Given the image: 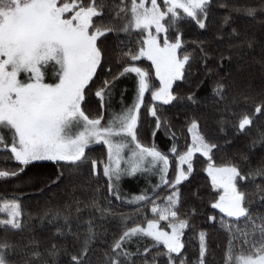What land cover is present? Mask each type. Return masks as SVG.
<instances>
[{
    "label": "snow or ice",
    "instance_id": "obj_1",
    "mask_svg": "<svg viewBox=\"0 0 264 264\" xmlns=\"http://www.w3.org/2000/svg\"><path fill=\"white\" fill-rule=\"evenodd\" d=\"M212 6L213 0H113L111 5L107 0H0V152L6 161H14L13 168L0 170V180L22 179L30 167L50 162L59 169L52 181L57 183L65 170H70L71 179L72 171L87 164L90 176L97 179L102 167L110 197L133 206L131 213L119 214L120 231L111 239L96 231L91 218L83 221L86 230L79 229L81 201L75 202L74 211L72 205L63 211L49 209L40 220L55 223L56 236L64 237L65 244L53 243L41 251L33 241L18 251L9 236L23 230L21 204L18 198L0 201V264H61V255L69 257L68 264H92L94 254L98 264H189L184 257V237L186 230L194 228L198 209L182 211L181 187L195 172L197 153L206 161L207 206L216 213L208 215L207 221L219 223L229 237L226 264H264V212L253 210L255 205L264 209V159L255 168L248 156L219 164L214 159L216 152L232 143L229 133L239 136L253 125L255 117L264 116V88L256 92L250 86L248 91L230 92L225 77L215 80V138L205 134L199 117H186L177 128L162 112V106L181 99L174 84L186 82L197 61L198 70L211 77L234 59L244 61L249 51H255L254 39H241L235 27L225 34L224 28L236 16L264 23V0L221 3L226 14L212 39H184L189 26L208 30ZM112 35L118 41L115 51L120 71L113 75L109 68L110 78L96 87L99 108L92 116L86 110L88 94L104 70L102 45ZM213 43L218 47L213 49ZM212 59L218 61L215 67L209 65ZM143 61L149 62L148 67L141 66ZM257 62L264 71V46ZM122 78L133 80V100L123 103L119 111H110L113 92ZM126 91L121 92L122 99ZM148 93L151 104H146ZM186 99L197 103L194 93ZM145 107L154 122L150 145L140 138ZM160 133L170 142L167 151L155 143ZM93 145L106 150V159L89 160ZM257 145L264 148V133L253 139L252 146ZM138 175L145 177L148 186L131 197L122 196L121 181ZM257 177L260 184L255 183ZM29 180L43 183L39 175ZM249 185L254 187L249 190ZM148 205L151 217L144 211ZM84 208L94 209L101 218H117L95 197ZM69 238L75 251L67 246ZM207 238L205 230L196 233L194 264H207Z\"/></svg>",
    "mask_w": 264,
    "mask_h": 264
},
{
    "label": "trees",
    "instance_id": "obj_2",
    "mask_svg": "<svg viewBox=\"0 0 264 264\" xmlns=\"http://www.w3.org/2000/svg\"><path fill=\"white\" fill-rule=\"evenodd\" d=\"M112 2L113 0H107L109 5ZM116 2L118 3L119 0H116ZM244 2L256 3L257 0H213L208 30L202 31L195 26H189L185 29L184 39L189 42L198 39H212L222 23L223 16L226 14V9L221 8L219 5L221 3L232 4ZM231 27H235L240 32L241 39H254L256 41L255 51H249L244 61L234 59L230 65L222 70H218L211 77H206L203 70H198L200 69V62L197 61L193 65V69L191 70L192 75L189 76L188 80L186 82L177 81L174 84L175 94L181 97V99L173 105L162 106L163 115L172 120L177 128L184 123L186 117L196 116L200 118L201 127L205 134L211 138L217 137V110L212 95V88L215 86L216 79L225 77L230 92L233 89L241 92L248 91L250 86L256 92L264 88V71L261 70L260 64L257 62L261 46H264V23L260 19L253 20L244 16H236L232 24L224 28L225 34L231 31ZM121 37L123 38V36ZM117 44L118 41L115 35H112L102 45L106 51V63L104 70L99 72L96 85L88 94V104L86 105V110L92 116L96 115L99 108L98 101L94 96L96 87L105 78H110L107 75L109 68H111L113 75L120 71L118 52L115 51ZM217 47L218 45L216 43L212 44L213 49ZM189 50H191V46H189ZM146 62L143 61L141 66L148 67ZM217 62L216 59H212L209 61V65L215 67ZM201 81L203 83H200ZM191 93H194L196 96V104H191L186 99ZM151 103V95L148 93L146 94V104ZM153 126L154 122L147 115V108L145 107L142 109L140 129V138L143 143L148 145L153 143L151 134ZM184 133L187 135L186 127L184 128ZM262 133H264V116H258L254 118L253 125L245 133L239 136L229 133V139H231L232 143L224 146L221 151L216 152L214 156L215 161L218 164L222 163L225 159L234 158L239 161L242 156H248L251 166L255 168L261 159H264V148H261L259 145L253 147L252 141L253 139L259 138ZM188 142H190V137L188 138ZM155 143L162 151H167L170 147V142L164 138L163 133L158 135ZM180 143L183 144L184 140L181 139ZM220 143L223 144V140H220ZM88 156L89 160H104L106 159V150L101 145L94 146L92 147V151L88 153ZM194 160L195 172L190 180L185 182L181 187L182 211L189 210L193 206L198 209L197 215L192 220L194 228L186 230V236L184 237L186 242L184 257L189 261V264H194L198 256V239H196V233L200 230H205L208 233L207 242L209 246L207 264H226V253L229 247L228 234L220 227L219 223L213 225L207 221L208 215L216 213L215 210H211L207 206L209 188L206 186L208 184L207 176L203 172L206 161L202 157H195ZM13 166L14 161H6L5 155L0 152V170L11 169ZM245 170H247V167H245ZM69 171L65 170V176L62 180L57 183H52V181L56 180L59 169L50 162H43L39 168L30 167L24 174L39 175L43 179V183L23 184L19 182L14 183L13 187L7 186L1 189L2 196L0 197V201L18 198L24 213L23 230L15 234H10L9 236L17 244L18 251L24 245L30 244L33 241L40 246L41 251L48 249L53 243L65 244L64 237L56 236L57 225L55 223L49 224L47 220L42 223L40 217L49 209L63 211L69 205L73 206L74 211L76 201H81L80 207L83 209L81 223L79 225L80 230H86L87 225L83 221L91 218L94 220L96 231L101 234L106 233L108 239H111L114 234L119 233V214L131 213L133 206L123 205L114 197L108 195L106 178L103 177L102 167L98 179L90 176L89 166L87 164L83 165L79 170L72 171L71 179L69 178ZM261 182V178L257 177L255 183L260 184ZM97 187L101 189L100 192L95 191ZM248 187L251 190L254 185H249ZM194 193H198V195H193ZM165 194L166 191L160 193L161 197ZM93 197L96 198L102 208L116 213L117 218L113 219L111 216L101 218L100 214L96 213L94 209L84 208V203L90 201ZM148 208H150V205L144 211L151 217V212L147 210ZM253 210L254 212H264V209L260 208L259 205H255ZM0 218H3L2 213H0ZM72 228L73 231L77 230L75 221L72 224ZM67 246L72 251L76 250V248L72 247L70 238L67 241ZM95 251L98 254L99 248L97 247ZM59 259L61 264H68V256L61 255ZM91 261L92 264H98L96 254L91 256Z\"/></svg>",
    "mask_w": 264,
    "mask_h": 264
},
{
    "label": "rangeland",
    "instance_id": "obj_3",
    "mask_svg": "<svg viewBox=\"0 0 264 264\" xmlns=\"http://www.w3.org/2000/svg\"><path fill=\"white\" fill-rule=\"evenodd\" d=\"M120 35L124 36L123 33H121ZM146 64L149 65V62H146ZM21 78H22V74H21ZM156 83L158 84V82H156ZM134 88H135V85H134V82H133L132 79L122 78L118 82L117 87H116V89L113 92V97H112V101H111V103H112V109L111 110L119 111V109H120V107H121V105L123 103L130 104L132 102V100H133ZM125 89L127 91H126V93H125V95H124V97L122 99L120 94ZM195 157H202V156H200L197 153ZM195 157H194V159H195ZM202 158L204 159V157H202ZM33 176H34V174H26V175L23 176L22 179H11V180H7V181L0 180V191H1V189H3L4 187H7V186L8 187H13L14 183H19V182H22L23 184L33 183V182H31L29 180V178L33 177ZM137 183H139V182H137ZM1 196H2V193L0 192V197ZM161 224L163 225L164 222H161ZM131 247H132V250H135V245H132Z\"/></svg>",
    "mask_w": 264,
    "mask_h": 264
},
{
    "label": "crops",
    "instance_id": "obj_4",
    "mask_svg": "<svg viewBox=\"0 0 264 264\" xmlns=\"http://www.w3.org/2000/svg\"><path fill=\"white\" fill-rule=\"evenodd\" d=\"M110 111H114V110H110ZM94 146H98V145H93L91 147ZM152 182L155 183L156 178L152 177ZM139 182V183H137ZM148 186L147 180L145 179L144 176L138 175L135 178H127L125 177L122 181H121V195L128 198L131 197L133 194L139 193L141 191V189L145 188ZM115 198V197H114ZM123 205H128L125 202H121L118 201Z\"/></svg>",
    "mask_w": 264,
    "mask_h": 264
}]
</instances>
